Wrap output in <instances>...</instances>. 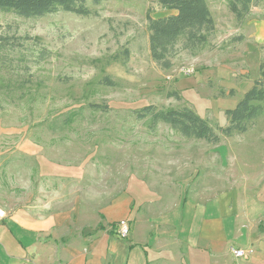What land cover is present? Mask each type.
<instances>
[{
	"label": "rangeland",
	"instance_id": "374dc122",
	"mask_svg": "<svg viewBox=\"0 0 264 264\" xmlns=\"http://www.w3.org/2000/svg\"><path fill=\"white\" fill-rule=\"evenodd\" d=\"M87 8L89 17L59 12L27 19L0 12V173H8L9 183L0 194L17 191L16 180L31 186L37 163L42 170L36 157L45 155L55 160L54 171L90 166L89 181L128 185L140 195L150 191L147 200L163 208L165 181L152 186L151 178L175 169L202 182L205 201L197 207L203 216L206 203L222 217L219 196L227 193L223 200L238 213L249 199L255 206L263 202L264 112L248 132L222 137L218 145L185 139L166 124L150 130L137 112L189 108L215 131L226 128L227 111L252 90L264 68V1L245 20L263 23L236 50L199 66L181 51L168 71L150 54L147 15L159 12L157 0H89ZM183 68L195 73L185 76ZM231 221H225L228 231ZM234 238L229 260L239 247Z\"/></svg>",
	"mask_w": 264,
	"mask_h": 264
},
{
	"label": "crops",
	"instance_id": "0c3cea01",
	"mask_svg": "<svg viewBox=\"0 0 264 264\" xmlns=\"http://www.w3.org/2000/svg\"><path fill=\"white\" fill-rule=\"evenodd\" d=\"M263 1L255 7H261ZM206 2L216 28L207 47L196 57L191 55L197 66L221 51L236 50L263 23L262 19L239 23L226 0ZM173 14L160 9L154 16ZM37 158H42V170L37 163L31 186L16 180L13 187L17 191L10 196L0 194V210L6 214L0 225V264H239L234 253L236 258H228V244L234 236L233 242L239 246L236 251L245 253V262L240 264H264V200L255 206L249 199L243 213H238L223 200L227 193L219 196L222 217L209 212L206 203L203 216L199 207L205 201L202 182L177 169L153 172L152 186L165 181L163 208L147 200L150 191L140 195L130 192L133 188L128 185L89 181L85 174L90 166L63 173L52 169L55 160L37 155L36 162ZM25 172L23 169L21 174ZM0 174V190L9 191L8 173L1 169ZM229 219L231 231L225 225ZM122 221L130 225L127 239L117 233Z\"/></svg>",
	"mask_w": 264,
	"mask_h": 264
},
{
	"label": "trees",
	"instance_id": "16d2710c",
	"mask_svg": "<svg viewBox=\"0 0 264 264\" xmlns=\"http://www.w3.org/2000/svg\"><path fill=\"white\" fill-rule=\"evenodd\" d=\"M89 0H0V12L12 13L22 18H42L59 12L89 17ZM99 5L102 0H92ZM262 0H227L230 12L239 23L250 15L252 7ZM160 9L175 14L154 18L148 12L149 46L152 60L163 70L173 68L174 59L181 52L196 57L209 44L215 32V21L206 0H157ZM1 41V40H0ZM2 43H0L1 45ZM0 46V48H4ZM108 81V80H107ZM110 82V81H108ZM112 84V83H110ZM177 98L178 95H176ZM173 97V96H172ZM264 112V68L261 77L234 110L227 111L228 126L215 131L210 123L193 110H158L147 106L137 112L150 130L160 124L170 128L188 140L205 141L211 145L221 143L222 137L231 138L248 132L253 121Z\"/></svg>",
	"mask_w": 264,
	"mask_h": 264
},
{
	"label": "built area",
	"instance_id": "2783aa9c",
	"mask_svg": "<svg viewBox=\"0 0 264 264\" xmlns=\"http://www.w3.org/2000/svg\"><path fill=\"white\" fill-rule=\"evenodd\" d=\"M183 75L185 76H190L195 73L194 69L190 68H183L182 70ZM6 218V214L3 210H0V225L2 224L3 220ZM118 236L121 239H127L130 235V225L128 221H122L118 225V230H117ZM233 253L238 257L242 258L245 256V253L243 251H236L233 250Z\"/></svg>",
	"mask_w": 264,
	"mask_h": 264
}]
</instances>
